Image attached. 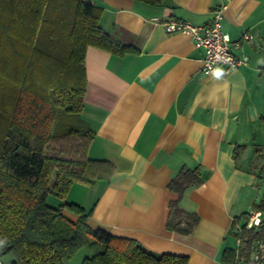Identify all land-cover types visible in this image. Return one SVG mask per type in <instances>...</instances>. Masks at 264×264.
<instances>
[{
	"label": "crops",
	"instance_id": "1",
	"mask_svg": "<svg viewBox=\"0 0 264 264\" xmlns=\"http://www.w3.org/2000/svg\"><path fill=\"white\" fill-rule=\"evenodd\" d=\"M86 2L101 10V29L135 51L86 48L80 119L93 132L87 156L113 171L92 187L73 185L66 198L89 213L92 229L186 257L187 264H222L223 251L236 248L234 220L243 223L264 188V0ZM220 5L223 31L239 42L232 52L247 61L203 75V50L161 23L207 25ZM197 167L202 183L186 188L178 207L198 222L189 234L168 230L178 196L167 185L182 168Z\"/></svg>",
	"mask_w": 264,
	"mask_h": 264
},
{
	"label": "trees",
	"instance_id": "2",
	"mask_svg": "<svg viewBox=\"0 0 264 264\" xmlns=\"http://www.w3.org/2000/svg\"><path fill=\"white\" fill-rule=\"evenodd\" d=\"M100 16L86 0H0V264L9 253L12 264H70L82 249L81 264H187L186 257L156 254L92 229L89 213L66 201L73 185L92 187L113 171L87 156L93 132L80 119L85 51L124 56L135 50L106 34ZM201 183L198 167L182 168L168 183L178 196L170 204L168 230H193L198 217L182 211L178 200ZM49 195L62 203L48 205ZM253 209L264 212V203ZM240 217L243 223L234 220L232 230L241 245L238 252L226 248L222 264H235L236 256L246 262L250 243L264 238V221L247 229L249 215Z\"/></svg>",
	"mask_w": 264,
	"mask_h": 264
},
{
	"label": "built area",
	"instance_id": "3",
	"mask_svg": "<svg viewBox=\"0 0 264 264\" xmlns=\"http://www.w3.org/2000/svg\"><path fill=\"white\" fill-rule=\"evenodd\" d=\"M225 5H220L212 10V17L207 25L198 26L187 21L166 19L162 27L168 34H184L188 36L195 48L203 50L201 59V73L211 75L219 69L226 74L246 64L245 57H237L232 49L239 46V42L232 43L228 33L222 29L223 12ZM252 36L244 34L242 40H251ZM262 222V212L253 210L248 217L246 228L259 227ZM241 245V238H236V252ZM235 264H264V238L256 239L250 243L249 254L246 262L236 256Z\"/></svg>",
	"mask_w": 264,
	"mask_h": 264
},
{
	"label": "rangeland",
	"instance_id": "4",
	"mask_svg": "<svg viewBox=\"0 0 264 264\" xmlns=\"http://www.w3.org/2000/svg\"><path fill=\"white\" fill-rule=\"evenodd\" d=\"M77 191H75L74 195L77 196ZM262 194H264V188H262V190H260V195L259 198L257 200V203H260V199L262 198ZM71 198H66L67 202H70ZM47 203L48 205L52 206V207H57L59 204L62 203V201L56 199L55 197L49 195L47 198ZM264 213V212H262ZM233 240H235V237L233 236ZM235 244H234V248H235ZM86 251L85 250H79V252L74 256V258L71 261V264H77L78 261H80L81 257L84 255ZM1 262L2 264H12L14 262V258L13 255L11 253L4 255L1 258Z\"/></svg>",
	"mask_w": 264,
	"mask_h": 264
}]
</instances>
